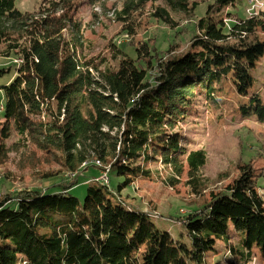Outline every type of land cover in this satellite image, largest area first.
I'll return each instance as SVG.
<instances>
[{
    "label": "trees",
    "instance_id": "16d2710c",
    "mask_svg": "<svg viewBox=\"0 0 264 264\" xmlns=\"http://www.w3.org/2000/svg\"><path fill=\"white\" fill-rule=\"evenodd\" d=\"M16 1L0 0V59L11 60L0 64V162L9 153L3 140L15 132L19 144L32 143L59 166L44 178L74 177L0 198V264H207L219 240L232 258L214 264H249L253 245L264 256V194L250 166L202 207L164 216L182 225L179 239L120 198L138 178L154 177L149 163L169 166L176 178L185 167L197 177L206 152L184 144L180 123L195 95L215 96L211 84L223 77L249 94L264 56L262 3L229 22L216 12L239 0H120L110 14L131 38L147 16L176 36L190 32L175 16L186 13L195 22L189 49L134 41L126 49L110 41L104 56L88 59L92 42L76 18L83 0H44L26 13ZM108 1L87 0L102 10ZM205 1L207 13L198 16ZM244 109L264 121L260 97ZM113 169L120 180L111 188L101 173ZM82 177L89 180L83 200L71 193Z\"/></svg>",
    "mask_w": 264,
    "mask_h": 264
},
{
    "label": "rangeland",
    "instance_id": "374dc122",
    "mask_svg": "<svg viewBox=\"0 0 264 264\" xmlns=\"http://www.w3.org/2000/svg\"><path fill=\"white\" fill-rule=\"evenodd\" d=\"M44 0H17V7L24 13L36 12L43 8ZM120 0H109L107 9L94 8L87 0H83L78 7L77 21L84 39L91 41V48H86L84 53L88 59L102 57L107 53L110 41L120 47L129 49V44L150 42L162 49L169 48L174 42L175 51L182 52L189 49V42L194 33V19L184 12L175 14L182 24L188 25L190 32H181L176 36L174 30L167 29L153 19L143 18L136 37L131 38L122 28L119 22L113 19L111 11ZM250 2V1H249ZM248 0H239L236 7H227L217 11L218 19L232 21L235 14L246 17L249 11ZM262 3L264 7V0ZM151 4H148L150 8ZM208 1L200 4L197 15L207 13ZM232 13V17L228 15ZM70 31H66L69 37ZM264 37V32L260 31ZM196 46L194 50H199ZM9 60L0 59V64ZM254 85L247 96L237 92L231 76L223 77L218 82H212L211 87L215 94L206 96L205 92L195 95L194 107L189 110L185 121L180 123V131L185 137V145L190 149H204L206 163L197 177H191L187 167L182 175L176 178L169 166L161 162L149 163L148 166L155 171L153 178H138L134 184L124 188L121 199L129 207L138 208L151 213L159 228L169 231L175 238H181L183 230L179 223L165 218L166 215H182L196 207H202L212 197V193L223 191L240 174L242 169L252 167L258 175L260 191L264 194V121H259L250 111L244 113V107L249 105L250 98L254 95L260 97L264 104V56L257 61L253 71ZM4 103V93L0 90V109ZM17 133L3 140L8 146L9 153L3 162H0V198L15 196L19 191L34 189H49L62 178L70 179L74 175L62 173L61 176L44 178L49 170L58 169L52 156L42 153L32 143H18ZM87 167L79 171L78 175H85ZM107 174V173H106ZM262 175V176H261ZM194 178V180H193ZM114 188L119 182L115 169L110 172L107 180ZM172 179L178 181L173 184ZM106 180V181H107ZM194 181V182H193ZM88 182L82 177L71 193L81 200L87 195ZM109 183V182H107ZM53 190V189H51ZM232 233L234 231L232 230ZM237 240L236 236L232 237ZM253 258L249 264H264V256L257 245H253ZM229 247L223 241H218L214 250L207 253V264L215 262L223 263L231 259Z\"/></svg>",
    "mask_w": 264,
    "mask_h": 264
},
{
    "label": "built area",
    "instance_id": "2783aa9c",
    "mask_svg": "<svg viewBox=\"0 0 264 264\" xmlns=\"http://www.w3.org/2000/svg\"><path fill=\"white\" fill-rule=\"evenodd\" d=\"M251 1V3H254V7H261V6H258V0H250ZM251 13H249V15L248 16H252L253 15V10H249ZM226 20V19H225ZM97 163V162H96ZM98 164V163H97ZM98 165H101V164H98ZM101 175H103L105 178H106V180H107V177H106V171L104 170L102 173H101ZM107 181H109L110 182V180H107Z\"/></svg>",
    "mask_w": 264,
    "mask_h": 264
},
{
    "label": "bare ground",
    "instance_id": "6f19581e",
    "mask_svg": "<svg viewBox=\"0 0 264 264\" xmlns=\"http://www.w3.org/2000/svg\"><path fill=\"white\" fill-rule=\"evenodd\" d=\"M262 0H258V5H261V4H259L260 2H261ZM250 4H251V7L249 8V10H254V3H251V1H250ZM259 8V7H258ZM257 10V9H256ZM97 160V159H96ZM101 162V160L99 161V160H97V163H99V164H101L100 163ZM111 167V166H110ZM108 175H109V173H108ZM108 175L106 174V177H108ZM102 179H104L105 181H106V178L102 175ZM110 180V179H109ZM106 182H109V181H106ZM104 183V182H103ZM110 183V182H109Z\"/></svg>",
    "mask_w": 264,
    "mask_h": 264
}]
</instances>
